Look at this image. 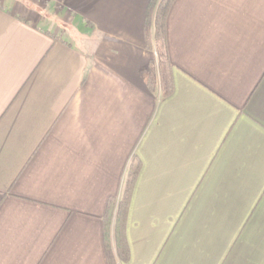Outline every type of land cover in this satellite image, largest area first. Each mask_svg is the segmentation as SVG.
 <instances>
[{
	"label": "crops",
	"instance_id": "obj_1",
	"mask_svg": "<svg viewBox=\"0 0 264 264\" xmlns=\"http://www.w3.org/2000/svg\"><path fill=\"white\" fill-rule=\"evenodd\" d=\"M148 1L0 0V264H264V0H174L166 98Z\"/></svg>",
	"mask_w": 264,
	"mask_h": 264
},
{
	"label": "trees",
	"instance_id": "obj_2",
	"mask_svg": "<svg viewBox=\"0 0 264 264\" xmlns=\"http://www.w3.org/2000/svg\"><path fill=\"white\" fill-rule=\"evenodd\" d=\"M174 0H149L144 16V42L154 52L149 62L148 86L150 92L159 91L160 98L170 97L172 79L166 40V18ZM139 161L134 159L123 179L120 195L109 199L104 217V239L107 257L112 261V243L120 259L127 260L125 225L132 191L139 173ZM112 239V240H111ZM112 242V243H111Z\"/></svg>",
	"mask_w": 264,
	"mask_h": 264
},
{
	"label": "rangeland",
	"instance_id": "obj_3",
	"mask_svg": "<svg viewBox=\"0 0 264 264\" xmlns=\"http://www.w3.org/2000/svg\"><path fill=\"white\" fill-rule=\"evenodd\" d=\"M153 52V51H152ZM153 54H154V52H153Z\"/></svg>",
	"mask_w": 264,
	"mask_h": 264
}]
</instances>
